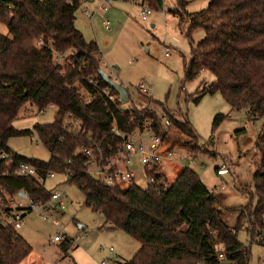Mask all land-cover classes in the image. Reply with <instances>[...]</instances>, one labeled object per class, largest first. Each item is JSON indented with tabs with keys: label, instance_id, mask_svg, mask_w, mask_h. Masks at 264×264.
Wrapping results in <instances>:
<instances>
[{
	"label": "trees",
	"instance_id": "obj_1",
	"mask_svg": "<svg viewBox=\"0 0 264 264\" xmlns=\"http://www.w3.org/2000/svg\"><path fill=\"white\" fill-rule=\"evenodd\" d=\"M80 5V0H0V24L7 30L0 32V146L12 151L7 145L10 138L35 133L50 158L44 162L12 151L14 162L29 163L40 175L68 172V184L83 193L87 207L103 216V228L122 230L139 242L132 258L122 264H249V251L238 240L237 231L246 218L250 243L264 244V0H208L204 10L193 13H187L186 2L180 1L172 10L189 24L185 80L204 70L214 76L197 91L194 101L219 92L232 110L245 108L249 117H263L255 140L252 175L256 204L240 209L234 226L225 221L216 197L190 168L180 170L169 187L159 192L134 184L106 186L86 174L85 158L76 154V148L87 138L68 132L66 120L80 118L94 140L112 144L109 130L113 122L121 123L136 112L121 113L115 107L118 100L114 104L100 95L104 87L115 95L117 92L99 73L97 43L86 41L75 24ZM196 28L204 30V37L193 43L190 35ZM39 37L59 51H69L70 59L54 65L50 49L36 45ZM89 78L97 83V89ZM26 104L39 110L55 106L52 122L35 123L32 129L15 128L13 122ZM157 104L173 122L171 139L199 150L187 116L176 119L162 103ZM149 116L155 119V115ZM224 118L217 115L214 125ZM169 137L165 135V139ZM5 169L4 160H0V195L25 193L42 202L49 198V191L33 178L6 175ZM217 245L224 250L216 249ZM71 247L68 240L60 244L64 254ZM31 250L10 224H0V264H19Z\"/></svg>",
	"mask_w": 264,
	"mask_h": 264
},
{
	"label": "rangeland",
	"instance_id": "obj_2",
	"mask_svg": "<svg viewBox=\"0 0 264 264\" xmlns=\"http://www.w3.org/2000/svg\"><path fill=\"white\" fill-rule=\"evenodd\" d=\"M144 1L152 8L146 21L140 20L138 7L129 0L113 1L104 13L98 11L102 0H93L89 4L81 3L76 11L75 24L86 41L97 43L102 61L115 67L114 81L130 94L135 93V87L141 81H145L152 87L154 101L162 103L176 119H180V115L187 116L196 134L199 150L194 151L184 142L173 141L171 135L174 129H171L164 147L172 149L175 157L163 164L166 178L171 184L183 168L194 170L216 197L225 221L234 226L238 211L256 204L252 175L256 160L255 140L263 117H249L245 108L232 110L219 92L204 94L197 102L194 101L197 91L210 84L214 76L204 70L194 79L185 80L183 64L190 58L189 24L186 18L180 20L172 10L184 1L187 13L197 12L207 7L208 0H161L165 15L160 13L161 5L156 0ZM85 9L94 14L91 22L83 15ZM104 20L110 22L109 29L104 27ZM0 32H7L2 24ZM203 37V29L191 31L193 43ZM166 49L170 52L169 57L164 56ZM101 69L108 73L102 64ZM132 100L139 107L145 104L139 97H132ZM152 107L161 110L156 103ZM55 113L53 105L39 111L35 105L26 104L13 125L19 130L32 129L35 123L52 122ZM219 114L225 118L215 126L214 119ZM34 138H37L35 133L12 137L7 145L28 159L46 162L50 153L40 141L34 142ZM222 164H226L229 171L217 174L216 168ZM136 184L138 187L145 186L140 176ZM222 185L223 189L215 192V188ZM45 187L65 197V208L60 213L52 212L56 223L43 219L36 211L24 216L22 227L16 231L31 245L32 250L19 264H101L102 261L122 264L132 258L140 247L138 241L122 230L103 228V216L84 204L83 193L75 185L68 184L64 175L56 174L48 179ZM61 230L69 237H83L79 246H72L67 254L61 251V242H51ZM248 234L244 218L237 238L249 251V264H264V244L250 243ZM110 248L114 251L113 257L108 253ZM216 249L223 251L224 247L217 245Z\"/></svg>",
	"mask_w": 264,
	"mask_h": 264
},
{
	"label": "built area",
	"instance_id": "obj_3",
	"mask_svg": "<svg viewBox=\"0 0 264 264\" xmlns=\"http://www.w3.org/2000/svg\"><path fill=\"white\" fill-rule=\"evenodd\" d=\"M83 4L91 3L93 0H80ZM115 0H102L101 5L98 7V11L104 13L112 5ZM136 4L139 9V17L141 21H146L148 16L152 12V8L144 0H129ZM160 13L165 15L166 11L164 4L161 3ZM83 15L91 21L93 18V12L85 9ZM103 25L106 29H109L110 22L103 21ZM37 46L46 45L51 52V59L54 65H63L69 59L71 53L69 51H59L55 49L51 42L45 43L44 39L39 37L36 40ZM165 57L170 56L168 49L164 52ZM101 64L105 66L108 71L106 73L101 69ZM100 69L104 74L114 81L115 67H112L102 61L100 56ZM88 82L97 89V83L89 78ZM117 82V81H115ZM207 84H205V87ZM182 90L184 88L182 87ZM127 91V104L120 102L118 93L115 95L111 92L110 88L104 87L99 90L100 95H103L109 102L114 103L118 100V104L115 105L116 109L121 113L123 111L134 110L136 113H130L126 120L120 122H113L109 132L113 137L112 144H103L102 141H96L92 135L84 129L83 121L78 117H73L65 122V128L68 132L78 134V136L85 135L87 140L80 141L76 148V154H80L85 158V172L93 176L94 178L102 181L106 186L120 185L122 187H128L136 185V179L138 176L143 180V189H151L159 192L169 187L170 182L166 178L163 170V164L166 160H173L174 153L172 149H166L164 143L167 141L165 135L170 134L173 129V122L164 110H157L153 108L152 104H157L152 99V87L145 81H141L135 87V93L130 94ZM132 97H136L142 100L145 104L143 106H137L132 100ZM41 111V110H39ZM132 114V115H131ZM149 115H155L153 119ZM134 124L132 129H128L127 125ZM34 142H38L39 139L34 138ZM14 152L7 151L0 146V160H4L5 174L13 175L16 177H28L33 178L38 185L45 187V183L48 179H52L56 174H60L54 171L48 172L45 175H40L37 168L26 162H14ZM70 163V160H67ZM229 171L226 164H222L216 170L217 174H225ZM62 175L69 179L68 172H62ZM223 189V185L220 188H215V192ZM65 208V197L59 192L49 191V198L42 202L29 198L27 195L25 198L19 196V194H2L0 195V224H10L13 229L17 230L22 227L24 216L27 213L36 211L43 219L52 220L56 223V219L53 217L52 212L60 213ZM83 237L75 235L69 237L61 230L55 235L51 242H63L70 241L73 247H77ZM88 239V238H87ZM110 256H113L114 251L110 248ZM220 257H223L220 255ZM101 264H106L104 261ZM108 264H111L108 261Z\"/></svg>",
	"mask_w": 264,
	"mask_h": 264
},
{
	"label": "water",
	"instance_id": "obj_4",
	"mask_svg": "<svg viewBox=\"0 0 264 264\" xmlns=\"http://www.w3.org/2000/svg\"><path fill=\"white\" fill-rule=\"evenodd\" d=\"M99 73L101 74V76L103 77L104 81L114 90L118 93L119 97H120V102L121 103H126L128 100V96H127V91L126 89L121 86L119 83L110 80L103 71H99ZM19 196L25 198L26 194L25 193H19ZM84 227L81 226V229H83Z\"/></svg>",
	"mask_w": 264,
	"mask_h": 264
},
{
	"label": "crops",
	"instance_id": "obj_5",
	"mask_svg": "<svg viewBox=\"0 0 264 264\" xmlns=\"http://www.w3.org/2000/svg\"><path fill=\"white\" fill-rule=\"evenodd\" d=\"M88 4H89V3H88ZM84 17H85V16H84ZM85 18H86V17H85ZM75 21H76V20H75ZM91 21H92V20H91ZM91 21H90V22H91ZM77 28H78V27H77ZM180 163H181V161H180ZM206 187H207V186H206ZM79 228L81 229V226H79ZM108 253H109V252H108ZM109 255H110V253H109ZM114 255H115V254H114ZM114 255H113V256H114ZM113 256H112V257H113Z\"/></svg>",
	"mask_w": 264,
	"mask_h": 264
}]
</instances>
